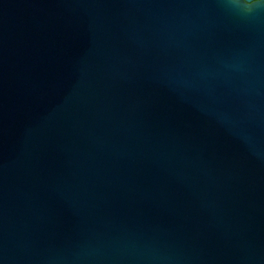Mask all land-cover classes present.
<instances>
[{
    "label": "water",
    "instance_id": "obj_1",
    "mask_svg": "<svg viewBox=\"0 0 264 264\" xmlns=\"http://www.w3.org/2000/svg\"><path fill=\"white\" fill-rule=\"evenodd\" d=\"M0 264H264V0H0Z\"/></svg>",
    "mask_w": 264,
    "mask_h": 264
}]
</instances>
